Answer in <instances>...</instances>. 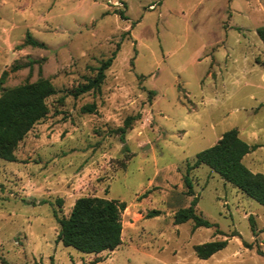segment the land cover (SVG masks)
Listing matches in <instances>:
<instances>
[{
  "label": "rangeland",
  "instance_id": "374dc122",
  "mask_svg": "<svg viewBox=\"0 0 264 264\" xmlns=\"http://www.w3.org/2000/svg\"><path fill=\"white\" fill-rule=\"evenodd\" d=\"M261 27L264 0H0L3 87L48 79L57 90L18 162L0 159V264H264V206L206 165L189 172L193 196L184 184L197 155L231 129L258 146L244 164L264 174ZM28 34L44 47L26 44ZM116 50L101 93L75 97ZM138 115L123 142L117 130ZM82 197L127 204L115 251L58 241L57 218ZM195 197L214 227L174 223ZM217 240L228 246L197 256Z\"/></svg>",
  "mask_w": 264,
  "mask_h": 264
},
{
  "label": "trees",
  "instance_id": "16d2710c",
  "mask_svg": "<svg viewBox=\"0 0 264 264\" xmlns=\"http://www.w3.org/2000/svg\"><path fill=\"white\" fill-rule=\"evenodd\" d=\"M122 19H127L123 12H119ZM259 38L264 44V27L257 30ZM26 44L35 47H44L28 34ZM117 55L101 61L93 78H87L84 84L79 85L73 95L79 97L86 93H101L106 79V71L110 69ZM25 66H17L23 68ZM31 67V66H30ZM4 72L0 80V159L8 162H18L15 152L21 142L25 140L33 127L46 118L49 113L48 100L57 93L55 86L48 79H40L35 83H26L14 88H4ZM149 101L156 95L149 92ZM86 113L94 114L97 111L95 104L84 108ZM141 119V115L129 117L125 126L117 130L121 140L125 142V135L133 124ZM258 146H251L240 138L237 129L227 131L222 138L211 148L200 152L188 173L184 177V184L188 189V196L194 195V185L189 172L202 165L208 166L227 183L232 184L244 195L264 206V174L253 173L244 164L245 157L255 151ZM198 198L195 197L188 208L179 209L174 215L176 225L193 222V231L199 228H212L215 225L204 219L196 212ZM127 204L119 200H109L101 197L79 198L68 217L57 218L60 226L58 241L66 247H71L85 254H101L106 251H115L122 244L123 222L122 214ZM160 211H151L147 217L158 216ZM254 235H257L256 222L250 217ZM219 234V232H218ZM234 234L233 236H236ZM228 246V240L211 241L195 247L197 256L208 260ZM247 249H253L251 244L244 242ZM260 256L264 252L257 249ZM92 261L90 264H98Z\"/></svg>",
  "mask_w": 264,
  "mask_h": 264
}]
</instances>
